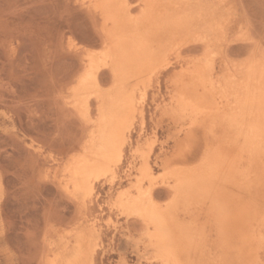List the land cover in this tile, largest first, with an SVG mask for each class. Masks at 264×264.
Returning a JSON list of instances; mask_svg holds the SVG:
<instances>
[{
	"label": "rangeland",
	"instance_id": "1",
	"mask_svg": "<svg viewBox=\"0 0 264 264\" xmlns=\"http://www.w3.org/2000/svg\"><path fill=\"white\" fill-rule=\"evenodd\" d=\"M126 1L135 17L146 10L144 0ZM103 2L0 0V264H51L56 255L64 264L76 251L77 232L86 243L83 264H157L146 226L119 210V197L138 179L144 161L140 154L157 168L163 161H176L178 144L191 145L186 161L195 163L214 144L209 121L187 135L184 118L171 111L172 85L182 76L173 59L147 79V95L129 123L118 165L95 176L87 196L66 186L65 168L87 147L99 119L98 102L90 99V114L81 113L72 88L94 57L101 60L103 90L114 84L115 76L103 61L112 47ZM189 2L206 15L185 32L181 47L168 41V33L161 41L185 61L213 64L228 83L245 82L252 74L264 78V0ZM216 20L217 29L208 27ZM199 35L209 39L192 40ZM167 180L156 169L145 185L153 187L158 202L165 203L172 193ZM259 194L264 197V190L259 188ZM251 225L256 256L264 264V217L256 215ZM218 238L212 232L211 245Z\"/></svg>",
	"mask_w": 264,
	"mask_h": 264
},
{
	"label": "bare ground",
	"instance_id": "2",
	"mask_svg": "<svg viewBox=\"0 0 264 264\" xmlns=\"http://www.w3.org/2000/svg\"><path fill=\"white\" fill-rule=\"evenodd\" d=\"M103 1L101 14L111 24L105 23L112 44L103 61L115 76L114 84L103 90L98 72L101 60L94 57L77 88L73 86L77 108L89 113L94 98L99 119L87 147L65 168L64 183L75 194L87 196L93 178L107 175L118 165L129 123L147 95V79L157 67L176 59L182 76L172 85L171 111L184 118L182 130L187 135L209 121L207 130L214 144L195 163L186 161L191 145L178 144L176 161H163L157 168L140 154L144 161L138 179L131 191L119 197L117 207L144 223L157 264H263L256 256L257 238L251 222L256 215L264 217V197L259 194V188L264 190V78L252 74L245 82L228 83L213 64L185 61L161 41L168 33V41L181 47L185 32L206 15L207 11L189 0H144L146 10L136 17L127 9L126 0ZM219 21L208 27L217 29ZM200 39L209 37L199 35L192 40ZM156 169L167 176L172 189L165 203L157 201L153 187L145 186ZM212 232L219 236L215 245L209 242ZM83 237L77 232L76 251L64 264H83L87 256ZM52 258L51 264H62L58 255Z\"/></svg>",
	"mask_w": 264,
	"mask_h": 264
}]
</instances>
